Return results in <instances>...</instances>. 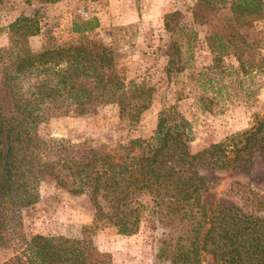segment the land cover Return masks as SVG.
<instances>
[{
  "label": "trees",
  "instance_id": "obj_1",
  "mask_svg": "<svg viewBox=\"0 0 264 264\" xmlns=\"http://www.w3.org/2000/svg\"><path fill=\"white\" fill-rule=\"evenodd\" d=\"M221 3L196 0L190 8L194 21L209 29L210 51L235 57L245 76L264 74V37L257 31V23L264 22V1ZM182 18L180 11L166 14L164 28L180 33L189 45L194 34L185 30ZM72 26L78 40L32 53L25 44L39 32L37 21L22 17L11 25L13 46L20 45L24 55L15 59L17 77L6 76L7 99L0 98V246L17 248L4 264H112L88 239L25 238L20 214L36 203L40 184L48 180L74 196H88L94 224L111 225L120 235L136 234L145 219L157 222L163 229L156 254L160 261L264 264V193L235 180L224 193L226 203L206 205L201 198L207 179L193 166L207 161L212 168H242L253 141L264 134V115L243 139L194 155L186 151L187 122L175 107L160 113L149 139L108 144L40 138L38 126L48 117H79L113 105L120 117L135 124L150 104L152 89L127 83L115 52L85 36L99 27L98 19ZM166 55V75L181 73L180 44L171 43ZM26 78L35 79L34 86L15 90V82ZM172 148L179 156L166 162Z\"/></svg>",
  "mask_w": 264,
  "mask_h": 264
},
{
  "label": "rangeland",
  "instance_id": "obj_2",
  "mask_svg": "<svg viewBox=\"0 0 264 264\" xmlns=\"http://www.w3.org/2000/svg\"><path fill=\"white\" fill-rule=\"evenodd\" d=\"M195 2L56 0L46 4L43 0H2L0 98L7 99L6 76L17 77L15 59L24 55L20 45L13 46L11 25L16 19L28 17L37 21L39 32L25 46L38 53L78 40L80 36L70 32L73 22L97 18L99 27L85 36L115 52L118 69L127 83L152 89L149 107L135 124L120 117L118 107L113 105L97 107L79 117H48L38 126L40 138L108 144L149 139L155 135L160 113L175 107L187 122L186 151L192 155L215 144L230 145L243 139V134L250 132L264 115V74L254 72L245 76L235 57H218L210 51L206 42L209 29L197 24L190 11ZM175 11L182 13L185 30L194 34L189 45L180 33L170 34L164 28V16ZM222 11L226 13L227 9ZM257 27L260 37H264V22H258ZM174 42L181 46L184 69L168 77L164 71L166 53ZM35 83L32 78L18 79L15 90H26ZM178 156V149L172 148L164 160L173 161ZM206 162L193 164L207 179L201 198L204 204L226 203L224 193L235 180L264 193V134L253 141L249 162L242 168H212ZM38 194L36 203L20 214L25 238L42 235L88 239L96 251L110 256L112 264H169L156 257L158 240L163 236L157 222L145 219L136 234L124 236L111 225L94 224V210L86 195L74 196L49 180L40 184ZM16 249L10 244L1 245L0 264L12 259Z\"/></svg>",
  "mask_w": 264,
  "mask_h": 264
}]
</instances>
